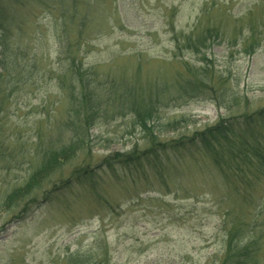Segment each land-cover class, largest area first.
Listing matches in <instances>:
<instances>
[{"label": "rangeland", "instance_id": "374dc122", "mask_svg": "<svg viewBox=\"0 0 264 264\" xmlns=\"http://www.w3.org/2000/svg\"><path fill=\"white\" fill-rule=\"evenodd\" d=\"M0 29V77L2 65L10 72L0 264H224L230 232L264 264L256 167L242 175L228 156L230 169L219 168L203 151L137 165L149 147L142 117L167 140L264 108V0H0ZM200 35L204 44L189 48ZM199 70L209 90L190 87ZM78 71L96 92L85 148L42 189L2 206L43 148L68 142ZM114 154L129 166L106 168ZM77 169L86 178L69 184Z\"/></svg>", "mask_w": 264, "mask_h": 264}, {"label": "trees", "instance_id": "16d2710c", "mask_svg": "<svg viewBox=\"0 0 264 264\" xmlns=\"http://www.w3.org/2000/svg\"><path fill=\"white\" fill-rule=\"evenodd\" d=\"M2 30V29H0ZM4 31V30H2ZM3 36L0 35V48L2 53L4 47L2 44ZM206 37L200 35L194 41L188 40V47L198 50L197 46L204 44ZM16 64V63H15ZM17 65V64H16ZM73 67V66H72ZM73 70V69H72ZM2 76L6 78L10 72L6 65L1 67ZM203 70H199L195 74V78L191 79L190 87L196 89L200 84L205 85L206 90H209L212 86H207L205 79V73ZM73 73V72H72ZM79 76L75 78L74 91L70 93L68 104V118L64 124V127H68L71 130V135L68 142L60 145H50L42 149L39 163L33 167L21 186L14 188L6 196L2 202V206L11 207L29 197L32 192L42 189V185L45 180L54 172L60 169V167L71 160L76 154L85 148V138L88 136V131L92 127V115L94 101H96V92L89 83H86L82 74L79 71L76 74ZM3 78L0 77V112H6L7 105H5L6 98L8 97L5 92H1V84ZM204 87V86H203ZM217 106L226 107L223 103H219L217 95L212 97ZM223 102V101H222ZM150 114V113H149ZM142 116L145 115L141 114ZM140 126L148 134V148L144 151L143 155L139 156L137 165H141V161L150 163H161L166 155H179L183 157L195 151H203L211 155L213 161L219 168L227 166L225 157L228 156L227 162H234L237 172H241L245 175L250 171L251 167H256L258 173L264 175V108L250 113H241L232 117H221L219 120L211 126L204 128L203 130L194 131L191 135L180 136L178 138H171L167 140L159 139L157 135L146 128L145 118L139 119ZM5 122H0V152L10 154V149L6 147L3 149V145L7 141L5 135ZM261 129H258V126ZM3 131V133H1ZM263 131V132H262ZM120 157V158H119ZM127 154H114L105 159L104 163L107 167L111 168L114 163L127 168L129 160ZM162 159V160H161ZM161 160V161H160ZM87 170H75L70 175L69 184L79 183L81 184L83 179L86 178ZM67 188V187H65ZM47 190L42 191V194H46ZM49 194V192H47ZM252 241H248L242 246L238 245L232 233H229L227 240L226 250L224 254V264H234L237 259H245L244 263L256 264L253 262L250 246ZM70 258H72L70 256ZM238 263V262H237Z\"/></svg>", "mask_w": 264, "mask_h": 264}]
</instances>
